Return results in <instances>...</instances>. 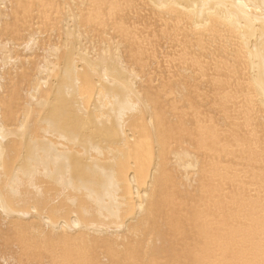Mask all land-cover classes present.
<instances>
[{"label": "bare ground", "instance_id": "bare-ground-1", "mask_svg": "<svg viewBox=\"0 0 264 264\" xmlns=\"http://www.w3.org/2000/svg\"><path fill=\"white\" fill-rule=\"evenodd\" d=\"M40 1L57 14L53 39L20 0H0V254L14 264H96L101 248L103 264H153L158 255H178L170 248L177 239V262L212 264L202 259L216 250L223 258L235 225L213 230L197 221L202 209L193 204L175 212L174 189L167 192L170 181L191 184L189 169L205 163L199 153L216 135L211 117L169 118L142 84L151 64L128 60L122 44L151 46L158 33L170 55L181 34L196 36L194 47L201 37L224 41L225 57L206 52L218 72L210 85L228 87V101L239 96L247 122L260 119L264 178V0ZM191 54L181 73L197 69ZM186 90L179 82L178 100ZM200 192L196 184L190 202H207ZM244 206L250 224L236 230L247 243L239 255L263 249L246 238L264 225L253 215L257 207L264 214V204Z\"/></svg>", "mask_w": 264, "mask_h": 264}, {"label": "rangeland", "instance_id": "rangeland-1", "mask_svg": "<svg viewBox=\"0 0 264 264\" xmlns=\"http://www.w3.org/2000/svg\"><path fill=\"white\" fill-rule=\"evenodd\" d=\"M20 1L27 8L28 13L30 12L35 16L32 21L42 22L43 27L47 29L42 33L43 37L50 34L51 26L49 25L55 24L53 22L58 20H53L54 17H57V14L54 15L52 9L50 10L49 6L43 5L40 0ZM33 26L36 25L33 24ZM56 26L58 24L54 25L52 30ZM29 28H32V26ZM28 30L24 28L23 33ZM151 30L154 31V28H151ZM155 34L154 37L151 36L149 38V40H155L151 46H145L144 43L138 42V40H133L131 45H127L124 42L122 44L123 55L128 57V60L137 58L142 61L146 60L148 64H151V69L146 71L147 76L145 74L143 76L145 83L142 84L145 86L149 83V87L146 90L154 96H159L160 105L163 106L162 109L166 108V114L169 118H179L182 123H186L187 119L191 117H197L202 121L211 117L212 121L210 123L216 132L211 148L208 151L203 149L199 153L200 158L206 159L202 168L198 169V171H195V168L193 170L189 169L187 176L191 178L192 185L177 180L176 182L170 181L169 191L167 192L170 193L173 189L174 191L173 194H170L172 206L169 209L173 207L176 212V208L180 209L179 207L186 203L193 204L196 209H202L200 213H197V221L203 223V225L209 224L213 230L218 228H226L227 230L229 226L235 225L233 227L236 230H241V228H245L250 224L249 216L246 214L247 208L244 204L248 201H255L257 206L264 204V178L259 162L260 140L257 138L258 135L255 137L260 119L254 114L252 120L249 121L250 123L247 122L245 111L239 101L240 97L237 96L228 101V87L210 85L211 74H218L217 71L213 70L214 60L219 57H225L228 46H226L224 41L210 42L201 37V41H198V46L194 47L192 43L196 36L191 37L190 33H186V35L181 34L177 39H180V41H173V44L168 46L167 53L170 55H164L162 47L165 43L163 44L164 41L158 39V33ZM49 38L53 39L51 34ZM136 48L143 50V53H134ZM42 50V44H40V47L36 50L37 54L41 53ZM177 51H179L180 56L175 60L176 57L171 56ZM192 51H194L193 54H191ZM207 51L212 52L214 60L208 58ZM185 54H191L190 56L195 57L199 61L197 69L190 75L187 74L188 70L180 72L182 67L179 65L183 63V60L186 59L185 62L187 64L191 63L189 55ZM168 63H170V68L165 69ZM179 82H183L186 85L187 90L184 94L187 98L184 101H181V98L178 100L179 96L175 92ZM180 105L183 106L181 107ZM162 109L159 112L165 115ZM182 110H185V114H180ZM164 115L163 118L165 117ZM249 152H253L252 158L247 157ZM167 168L173 172L168 165ZM193 176H195L194 179ZM196 184L201 187L200 193L206 191L207 198L204 199L207 202L203 200L197 203L190 202L191 196L189 194L194 193ZM262 213L263 210L257 207V211L253 212V215L264 216ZM162 219L163 217L161 221ZM236 230L230 235L231 238L229 236L231 246L230 249L228 246V251L225 252L223 258L219 259L218 255H220V252L216 250L211 253L209 258L204 257L202 260L212 264H221L220 260H224V264H247V262L248 264H264V257L261 256L264 253V225L254 228L253 231L255 232L246 238L251 243L258 244L263 248L254 247L258 250L257 252L250 250V252L246 251L240 255L236 253L238 248L244 249L247 246L241 231ZM215 232L217 233V231ZM179 243L180 240L174 239L172 247H170L171 249L177 248V251H179L178 255L172 257L170 255H158L151 258L153 260L152 263L184 264L181 259L180 262H177L183 249ZM2 244L0 240V250L3 249ZM198 249L199 247L192 251L195 253L196 251L198 252ZM100 250L101 248H98L94 253L96 264H103L102 262L106 259L103 252L99 253ZM12 260L13 256L10 254L6 252L5 254H0V264H14Z\"/></svg>", "mask_w": 264, "mask_h": 264}]
</instances>
